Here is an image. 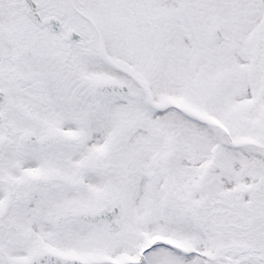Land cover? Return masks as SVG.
<instances>
[{"label": "snow or ice", "instance_id": "1", "mask_svg": "<svg viewBox=\"0 0 264 264\" xmlns=\"http://www.w3.org/2000/svg\"><path fill=\"white\" fill-rule=\"evenodd\" d=\"M0 264H264V0H0Z\"/></svg>", "mask_w": 264, "mask_h": 264}]
</instances>
